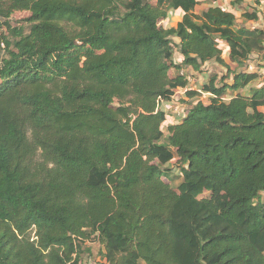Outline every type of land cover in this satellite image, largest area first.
Listing matches in <instances>:
<instances>
[{"label":"trees","instance_id":"16d2710c","mask_svg":"<svg viewBox=\"0 0 264 264\" xmlns=\"http://www.w3.org/2000/svg\"><path fill=\"white\" fill-rule=\"evenodd\" d=\"M206 1L0 0V264H264V29Z\"/></svg>","mask_w":264,"mask_h":264},{"label":"rangeland","instance_id":"374dc122","mask_svg":"<svg viewBox=\"0 0 264 264\" xmlns=\"http://www.w3.org/2000/svg\"><path fill=\"white\" fill-rule=\"evenodd\" d=\"M259 9H260V15H261L259 17V19L256 22L245 23V24H248V26H250V27L257 26L258 28L264 29V1H263L262 5L259 7ZM202 11H203V8H199V6L195 9V12L197 14L202 13ZM29 16H30L29 13H26V12L16 13V14H14V16L12 17L11 20L15 26L21 27V26L26 24V22L24 20L27 19ZM237 16H238V23H237L238 26L245 25L243 23V21L240 20L239 14H237ZM180 21H181L180 16L175 15V16L171 17V20L168 21V23H165L164 26L165 27H176L177 23ZM175 43L179 44V41L175 39ZM175 59L177 62H179L177 55L175 56ZM252 60H253V62L256 61L257 63H264V53L260 54V55H254ZM220 68L221 67H219L218 65H216L214 63H211L210 65L204 67V69L207 70V72L211 71L212 73L218 72L220 74H224L225 73L224 68L223 69H220ZM256 68H258V66ZM196 70L199 71V68L194 67V66L186 67V68H183V70H182V72L184 74H186L187 76L190 77V84H191V88H193V90H198L199 85H200L199 74H197ZM262 72H263V76H262L261 82L264 81V70ZM177 73H178L177 71H172V73H170V76L175 77L177 75ZM257 84L258 83H256L254 85V88L257 87ZM239 92H243V94L248 95L249 89L248 88L241 89ZM177 94L179 97H184L183 91L179 90ZM195 101H199V102H202L204 104H207L209 102V98H208V96H202ZM195 101H191V103H193ZM167 105L168 104H161V108H163L168 115V118H169L168 123H171L176 116H178L176 122H180L182 117L179 115H181L186 109H188V106L187 105H184L182 107L178 106L176 100H175V102L169 104L168 106ZM176 109H177V112H176ZM262 110L264 111V108ZM165 131L167 133V129ZM172 180H173V183H172L173 186L178 185L179 182L181 181L180 175H178V174L173 175ZM263 198H264V196H263ZM32 236L34 237V233L32 234ZM83 252H84V254L82 255L83 264H106V260L104 259V256H103V254H104L103 248L98 242H88L84 246Z\"/></svg>","mask_w":264,"mask_h":264},{"label":"crops","instance_id":"0c3cea01","mask_svg":"<svg viewBox=\"0 0 264 264\" xmlns=\"http://www.w3.org/2000/svg\"><path fill=\"white\" fill-rule=\"evenodd\" d=\"M199 1H201V2H204V4H203V6H201V7H199V8H203V10H205L206 8H208L207 6L208 5H206L208 2L206 1V0H199ZM232 2H235V0H220V1H218V2H216V3H212V5H217V6H222V7H227V10L228 11H231V12H233L235 15H236V17L238 18V16H237V14H239V17L241 16V12H237L236 11V7H233L232 6ZM253 3V0H244V2H243V7H241V8H245L246 6H248V4H252ZM260 10V9H259ZM261 15H260V12H259V17H260ZM181 18V17H180ZM249 23H252V22H249ZM245 26L246 27H248V28H251V29H254V28H258L257 26H253V27H250V26H248V24H245ZM259 29H263V28H259ZM225 57H226V55H225ZM253 58V57H252ZM256 61H252V62H249V65H250V69L251 70H253V71H258V70H260L259 69V67L258 68H256L257 66H259V64L260 63H257ZM211 64V63H210ZM210 64H206V65H204V66H202L200 69H199V71L198 70H196V72H197V74H199V81H200V83H203L205 80H207L208 79V77H209V75H211L212 74V72L211 71H209V72H207V70H205L204 69V67H206V66H208V65H210ZM215 64V63H214ZM227 64H229V65H231V63L230 62H227ZM217 65V64H216ZM220 67V66H219ZM220 69H223V67H221ZM224 71H225V73L224 74H220V73H218V72H216L218 75H219V77H222L223 75H225L226 74V70L224 69ZM256 84V83H255ZM254 84V85H255ZM254 85H253V87H254ZM259 85V83L257 84V86ZM176 118H174V120L171 122V123H175L176 122V120H175ZM169 122V121H168Z\"/></svg>","mask_w":264,"mask_h":264},{"label":"built area","instance_id":"2783aa9c","mask_svg":"<svg viewBox=\"0 0 264 264\" xmlns=\"http://www.w3.org/2000/svg\"><path fill=\"white\" fill-rule=\"evenodd\" d=\"M176 112H177V109H176Z\"/></svg>","mask_w":264,"mask_h":264}]
</instances>
